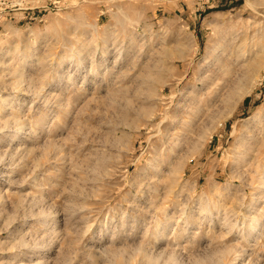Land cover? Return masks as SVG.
Returning a JSON list of instances; mask_svg holds the SVG:
<instances>
[{
  "label": "rangeland",
  "instance_id": "1",
  "mask_svg": "<svg viewBox=\"0 0 264 264\" xmlns=\"http://www.w3.org/2000/svg\"><path fill=\"white\" fill-rule=\"evenodd\" d=\"M0 264H264V0H0Z\"/></svg>",
  "mask_w": 264,
  "mask_h": 264
}]
</instances>
